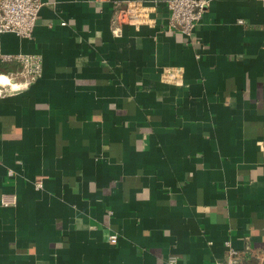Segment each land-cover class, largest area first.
<instances>
[{"label": "crops", "instance_id": "0c3cea01", "mask_svg": "<svg viewBox=\"0 0 264 264\" xmlns=\"http://www.w3.org/2000/svg\"><path fill=\"white\" fill-rule=\"evenodd\" d=\"M41 1L31 38L0 37V73L42 60L0 98V264H214L224 241L259 264L264 1L210 0L189 38L167 0L119 36L114 7L153 0Z\"/></svg>", "mask_w": 264, "mask_h": 264}, {"label": "built area", "instance_id": "2783aa9c", "mask_svg": "<svg viewBox=\"0 0 264 264\" xmlns=\"http://www.w3.org/2000/svg\"><path fill=\"white\" fill-rule=\"evenodd\" d=\"M264 1V0H260ZM150 6L133 2L125 8L116 5L112 17L111 33L119 36L123 24L138 27L153 22L151 14L156 0ZM210 0H167L168 30L178 31L189 38L199 23H201ZM41 0H0V37L4 33H13L18 37L29 39L36 25ZM64 25V23H61ZM5 61L17 60L21 68L15 73H0V98L17 94L28 88L42 73V60L39 55L3 56ZM182 71L176 67L164 68L161 79L166 83L180 82ZM8 175L12 174L9 170ZM41 186L40 181L35 185ZM15 196L4 194L0 198L3 207L14 206ZM111 244L117 243V235L108 238ZM227 259L225 262L215 261L214 264H241L245 252L233 248L229 241H224ZM176 258L170 257L168 264H175ZM264 264V259L259 263Z\"/></svg>", "mask_w": 264, "mask_h": 264}]
</instances>
